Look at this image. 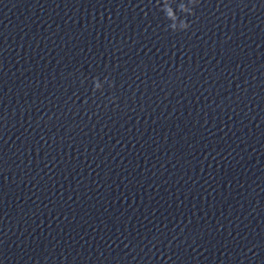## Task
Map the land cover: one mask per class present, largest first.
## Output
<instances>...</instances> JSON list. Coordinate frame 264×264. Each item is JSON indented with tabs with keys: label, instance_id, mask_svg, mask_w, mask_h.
I'll list each match as a JSON object with an SVG mask.
<instances>
[{
	"label": "water",
	"instance_id": "1",
	"mask_svg": "<svg viewBox=\"0 0 264 264\" xmlns=\"http://www.w3.org/2000/svg\"><path fill=\"white\" fill-rule=\"evenodd\" d=\"M0 264H264V0H0Z\"/></svg>",
	"mask_w": 264,
	"mask_h": 264
},
{
	"label": "clouds",
	"instance_id": "2",
	"mask_svg": "<svg viewBox=\"0 0 264 264\" xmlns=\"http://www.w3.org/2000/svg\"><path fill=\"white\" fill-rule=\"evenodd\" d=\"M198 2V0H188V4L189 5H193V4H195V3H197ZM187 11H190V9L188 8V6H186V8H185ZM179 27L180 28H187L188 27V25H187V23H185V22H182L180 25H179ZM172 28H176V25H172ZM109 83V86H111V81H109L108 82ZM92 85H93V90L95 91V90H102V86H103V81L102 80H100V79H98V78H96V77H93V80H92Z\"/></svg>",
	"mask_w": 264,
	"mask_h": 264
}]
</instances>
